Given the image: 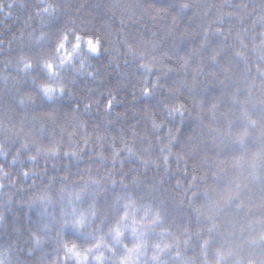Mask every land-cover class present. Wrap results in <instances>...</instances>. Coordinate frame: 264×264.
<instances>
[{"label":"trees","instance_id":"1","mask_svg":"<svg viewBox=\"0 0 264 264\" xmlns=\"http://www.w3.org/2000/svg\"><path fill=\"white\" fill-rule=\"evenodd\" d=\"M0 5L2 264H264V0Z\"/></svg>","mask_w":264,"mask_h":264},{"label":"snow or ice","instance_id":"2","mask_svg":"<svg viewBox=\"0 0 264 264\" xmlns=\"http://www.w3.org/2000/svg\"><path fill=\"white\" fill-rule=\"evenodd\" d=\"M42 3H46V0H41ZM55 4H47V6L43 7L42 8V12L43 13H48L49 15H54L55 14ZM0 9H2V5H0ZM73 33H75V31H71ZM46 37H41V40L45 39ZM70 39L69 37V31H65L63 32V40H61L58 45H57V50H67V44H66V41ZM75 39L77 41V43H74L73 44V49L76 51L77 49H84L85 52H93V53H96L98 51H101V42L99 41V39H81V36L80 35H76L75 36ZM74 51V52H75ZM73 52V53H74ZM67 53V52H66ZM73 53H67V57H68V60L67 61H62L61 63L64 64V63H67L68 61H73V63H75V58H74V55ZM91 57L82 53L81 54V60H80V65H84V62L85 60H90ZM21 62L23 63V71L25 73H30L33 68L35 67L34 63L29 61V60H25L23 57L21 58ZM40 67L46 69L49 73V76H52V75H59V72L57 70V67L55 64H53L52 62H43L40 64ZM142 67L144 68H147L149 69V71H151L150 67L148 65H143ZM88 76L92 77L93 79H95V73L93 72H88L87 73ZM39 87V85H38ZM52 95H49V89L47 88H44L43 89V93L44 95H49V98H53V95L54 93L56 92L55 89H52ZM65 92V89L64 88H61L59 90V93L61 95H63V93ZM144 94L145 95H149L150 94V89H147L145 88L144 89ZM113 102H114V99L113 100H109L108 103H107V108L106 110H110L112 108V105H113ZM20 104H24V101L21 100L19 101ZM173 111H179L178 109L177 110H169V114H172ZM182 114V113H181ZM155 126V125H154ZM25 147H27V145H25ZM40 150H38L39 152ZM129 151V154L131 155V151ZM49 155H55L56 154V150H52L48 153ZM0 155H4V153L2 152V149H0ZM68 155V154H66ZM70 155H75V153H72ZM117 156L119 155L118 153L116 154ZM6 158V157H5ZM29 159L35 161L36 160V157H29ZM164 160L166 161L167 160V157H164ZM15 162V161H13ZM24 175H27V173H23ZM76 255H79V253H76ZM0 264H2V262H0Z\"/></svg>","mask_w":264,"mask_h":264},{"label":"clouds","instance_id":"3","mask_svg":"<svg viewBox=\"0 0 264 264\" xmlns=\"http://www.w3.org/2000/svg\"><path fill=\"white\" fill-rule=\"evenodd\" d=\"M49 4H52V3H49ZM75 36H76V34L75 33H73V32H69V37H70V39H72L73 41H74V43H77V41H76V39H75ZM87 36V38H85ZM70 39H68L67 41H69ZM81 39L83 40V39H88V34L87 35H84V36H82L81 35ZM91 39H99V37H96V36H91ZM61 40H63V32L59 35V37L57 38V40H56V42H55V46L53 47V55L50 57V58H48V59H45V60H43L42 61V63L43 62H52L53 64H55L56 65V67L58 66V65H63L61 62L62 61H67L68 60V57H67V55H64V53H73L75 50L73 49V47H71V48H69V47H67V50H66V52H65V50H57V45H58V43L61 41ZM66 41V42H67ZM99 41L101 42V45H102V41L99 39ZM57 54H59V58H58V55ZM87 54H88V56H90L91 58H93V57H97V56H99L100 55V51H98V52H96V53H93V52H87ZM65 64V63H64ZM80 67H84V65L82 66V65H80ZM46 70V69H45ZM57 70H58V67H57ZM47 71V70H46ZM47 73H48V71H47ZM49 74V73H48ZM39 89H40V91L43 93V89L44 88H47V89H49V95H52V89H55L56 91H59L61 88H64L65 89V91H66V87H65V85L63 84V83H61L60 81H57L55 84H53V83H49V82H47V81H42V82H40L39 84ZM44 94V93H43ZM49 95H46V96H48L49 97ZM69 251H72V246H69ZM97 259H99V257L97 258Z\"/></svg>","mask_w":264,"mask_h":264},{"label":"bare ground","instance_id":"4","mask_svg":"<svg viewBox=\"0 0 264 264\" xmlns=\"http://www.w3.org/2000/svg\"><path fill=\"white\" fill-rule=\"evenodd\" d=\"M148 218V217H147ZM133 221H134V218L132 219ZM138 220V219H137ZM141 221V220H140ZM134 222H136V221H134ZM146 222V221H145ZM137 223V222H136ZM136 223L134 224V225H136ZM139 225V224H138Z\"/></svg>","mask_w":264,"mask_h":264}]
</instances>
